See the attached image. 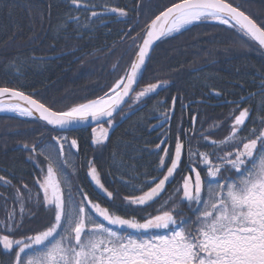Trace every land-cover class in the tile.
I'll return each instance as SVG.
<instances>
[{
  "label": "snow or ice",
  "instance_id": "1",
  "mask_svg": "<svg viewBox=\"0 0 264 264\" xmlns=\"http://www.w3.org/2000/svg\"><path fill=\"white\" fill-rule=\"evenodd\" d=\"M68 4L89 15L85 18L86 23H82L80 15L66 14L56 26L58 33L66 32L70 23L78 26L77 31L93 25L97 19L103 23L105 15L131 19L128 10L108 3L97 5L93 0H68ZM97 7L102 10H94ZM138 10L139 6L132 9ZM212 22L238 31L242 39L246 38V44L264 50V19L258 22L240 5L231 0H178L146 25L142 43L136 45L138 37H131L138 51L130 70L104 95L57 111L21 90L0 86V112L36 117L62 132L94 121L96 127L92 128L91 140L102 147L114 125V113L122 111L126 97L136 105L168 86V81L158 80L139 91L133 87L144 78L146 61L151 59L154 44L191 26ZM131 31L129 28L125 35ZM42 59L45 58L13 59L9 61L8 69L20 77L31 61ZM260 75L264 77V73ZM205 87L210 88L209 95L222 96L207 83ZM256 95L261 97L258 110L264 109V79L258 93L226 101L236 104L237 108L226 117L231 120L230 131L220 140L212 139L211 134L223 125L213 122L204 129L202 123L198 130L195 114L190 117V128L183 127V116L178 119L173 137L171 121L176 111V97H172L171 105L158 113L160 126L169 125L163 133L164 138L155 146L163 153L157 166L161 175L144 179L139 184L133 183L140 180L137 174L130 173V180L120 178L126 188L139 195L119 196L118 190L115 194L109 191L102 182L100 170L93 160H89L87 174L112 203V210L94 202L79 185H73L69 176L75 169L70 174L61 167L58 173L54 167L56 161L62 166L68 164L64 157L65 144L69 151L78 154V139L56 136L44 143L41 133L39 149L37 143H22V149L31 153L28 159L39 164L38 157H42L46 167H39L41 176L34 178L40 192H33L24 183L17 188L8 177L0 176V185L14 189L11 199L15 206L0 219V248L12 257L8 264H264V117L252 120L253 124H260V128H249L248 135H240L250 119L251 109H240L239 105ZM166 103L165 100L157 102L158 105ZM187 107L181 104L182 110ZM105 123L108 127H104ZM181 133L184 139H181ZM169 140L173 141L172 145L162 147ZM201 144L210 146L212 151H200ZM184 158L187 159L188 174L182 177L180 186L156 209L157 214L146 212L145 209L166 192V185L175 179ZM200 168L205 170L203 178ZM142 175L147 177L149 174ZM145 185L151 186L145 191ZM176 193L182 195L177 199ZM0 198L7 206L9 197L0 193ZM185 203L192 216L181 208ZM26 205L36 209L43 206L45 211L52 213L43 230L25 229L26 219L35 216ZM117 208L135 209L143 215L139 218L120 215L115 211ZM22 231L30 234L17 238V233Z\"/></svg>",
  "mask_w": 264,
  "mask_h": 264
},
{
  "label": "trees",
  "instance_id": "2",
  "mask_svg": "<svg viewBox=\"0 0 264 264\" xmlns=\"http://www.w3.org/2000/svg\"><path fill=\"white\" fill-rule=\"evenodd\" d=\"M97 5L108 3L110 6L123 7L129 11L131 19L117 18L115 15H105L103 23L99 19L94 24L77 31V25L68 24L66 32H57L56 26L65 19V15H80L81 22L86 23L89 13L70 8L68 0H0V86L16 88L32 95L33 98L52 107L54 110H65L67 107L81 103L88 99H95L108 92L109 88L130 70L131 62L135 59L138 48L133 46L131 37H138L136 45L142 43L146 25L161 11L178 0H93ZM240 5L243 10L258 20L264 19V0H231ZM138 11H132L137 8ZM101 11L97 7L94 9ZM129 28L132 31L128 33ZM123 37V38H122ZM246 38L238 31L215 23L198 24L181 33L163 38L155 48L139 90L148 83L158 80L168 81V86L158 94L139 103L141 107L135 113L127 115L113 129L104 146L91 145V135L81 129L75 132L62 133L45 125L37 118H23L12 115H0V176H6L15 187L27 184L33 192L41 190L34 183V178L41 176L39 167H46V161L38 157L36 161L28 159L29 151L22 149V143L40 145L41 133L44 143L53 137L66 135L76 138L80 148L78 154L69 151L65 144L64 157L67 165L59 161L54 163L58 173L63 167L72 183H77L88 193L93 201L102 202L110 210L113 205L106 198L94 191L85 177L88 172L89 160L92 158L100 170L102 182L109 191L119 196L139 195L132 192L120 182V178L130 180L131 174L140 175L141 183L150 179V175L143 173H158L159 156L163 153L155 146L164 138L163 133L168 124L160 126L158 113L171 105L172 97H176V111L171 121L172 136L177 130V121L183 116L184 128H190V117L197 116L196 128L208 129L213 122H219L223 127L211 134L214 140L226 136L231 120H226L229 112L237 105H220L211 107L205 104L192 105L181 109V104L187 105L195 100H206L211 103L239 100L241 96H248L260 90V82L264 77V51L253 44H246ZM41 57L42 60L31 61L25 73L17 77L9 69V61L17 58ZM205 83L222 93L217 97L209 95L210 88ZM138 90V91H139ZM165 100L166 104L157 102ZM261 97L256 95L252 99L239 105L251 109L250 119L246 121L245 129L240 133L248 135V129L260 128V124H253L252 120L264 117V109H260ZM238 114V111L235 113ZM189 119V120H188ZM156 125V127H153ZM181 139H184L181 133ZM169 140L162 147H170ZM195 147V141L193 142ZM200 151L212 149L205 144L200 145ZM231 150V149H229ZM53 155H57L55 151ZM185 165L187 159L182 160ZM202 178L205 170L200 168ZM80 172L84 176H80ZM157 176V175H155ZM82 177L84 183H82ZM62 178V177H61ZM151 185H145L146 191ZM21 191H24L21 189ZM0 193L9 197L7 206L0 198V219L6 211L15 206L11 197L14 189L0 185ZM167 193L153 203L145 211L157 214ZM120 201L117 199V204ZM35 212V216L25 221V229L43 230L52 218V213L26 205ZM181 208L188 216V205L181 204ZM120 215H143L135 209L117 208ZM30 234L28 231L17 233V238ZM11 255L0 248V261L8 264Z\"/></svg>",
  "mask_w": 264,
  "mask_h": 264
},
{
  "label": "flooded vegetation",
  "instance_id": "3",
  "mask_svg": "<svg viewBox=\"0 0 264 264\" xmlns=\"http://www.w3.org/2000/svg\"><path fill=\"white\" fill-rule=\"evenodd\" d=\"M140 87V86H139ZM138 90H139V88H138ZM137 90V91H138ZM131 103V100H129L128 101V103L122 108V111H120L119 112V114L114 118V120H116L117 119V117L121 114V113H123V114H125V116H127V115H131V114H133V113H135L136 111H138V109L141 107V105H139V104H136L135 105V107L131 110V111H133L132 113H131V111L129 112V109H128V106H129V104ZM131 113V114H130ZM123 119H121L120 121H118V122H116V124L114 125V127H112V129H110V132H109V135H110V133L113 131V129L115 128V127H117V125H119V123L122 121ZM107 126V124L105 123L104 124V127H106ZM94 127H96V125H94V126H92V127H89V128H85V130L91 135L92 134V128H94ZM91 145L93 146V147H97L96 145H94L92 142H91ZM76 153V152H75ZM83 159H86V160H93L91 157L90 158H88V157H85V158H81V160H83ZM187 165V164H186ZM186 165H185V163L182 161V164H181V169L178 171V173L176 174V176H175V179L174 180H172L171 182H169V184H168V186L166 187V192L159 198V199H161L166 193H167V199H168V197H169V195H172L173 194V190L176 188V187H179L180 186V184L182 183V177L183 176H185V175H187L188 174V169H187V167H186ZM163 171H166V169L165 170H163ZM80 174V176H84V173L83 172H80L79 173ZM149 175H150V177H152V176H155V175H157V176H160L161 175V172H158V173H149ZM85 177L87 178V180L89 181V183L91 184V186H92V188L94 189V191L96 192V193H98L99 194V192L95 189V187L92 185V183H91V178H90V176L88 175V174H86L85 175ZM84 178L82 177V183H84ZM73 185L74 186H76V185H79L78 183L75 185L74 184V182H73ZM80 186V185H79ZM81 187V186H80ZM83 188V187H82ZM84 190V189H83ZM85 191V190H84ZM100 195V194H99ZM176 195V198L178 199L179 198V196L180 195H182V193H176L175 194ZM101 196V195H100ZM158 199V200H159ZM166 199V200H167ZM157 200V201H158ZM94 202H99V201H97V200H95ZM102 206H104V207H107V206H105V204L104 203H102V202H99Z\"/></svg>",
  "mask_w": 264,
  "mask_h": 264
},
{
  "label": "water",
  "instance_id": "4",
  "mask_svg": "<svg viewBox=\"0 0 264 264\" xmlns=\"http://www.w3.org/2000/svg\"><path fill=\"white\" fill-rule=\"evenodd\" d=\"M162 40V39H161ZM160 40V41H161ZM160 41H157L155 44H154V46H153V50L151 51V53H150V56L152 57V54H153V52H154V50H155V48L157 47V45L160 43ZM262 51H264V50H262ZM149 62H150V60L149 61H146V69H147V67H148V64H149ZM145 72L146 71H144V73H143V75L145 74ZM141 81H142V79L138 82V84H135V85H133V87H134V89H135V91H137L138 90V88H139V86H140V84H141ZM162 90H164V88L163 89H160V90H158V92L156 93V94H158L159 92H161ZM259 91H257V92H255V93H258ZM130 95H132V93H130ZM153 95H155V94H153ZM247 97V96H246ZM255 97V96H254ZM125 100L127 101V103H128V101H129V99L126 97L125 98ZM248 101V100H247ZM246 102V101H245ZM244 102V103H245ZM127 103H125V104H123L122 105V108L127 104ZM192 103H190V105H191ZM220 105H226V104H229V105H236V104H230V103H227V102H223V103H219ZM241 104H243V103H241ZM190 105L188 104V107H190ZM121 110H118L117 111V113H114V118L119 114V112H120ZM34 118H36V117H34ZM41 121V120H40ZM43 122V121H42ZM43 123H45V122H43ZM94 125H96V122H94V121H91V120H89V122L87 123V124H84V125H81V126H78V127H76V128H74V129H70V130H68V131H60L59 129H54L53 128V126H50V125H47V126H49L50 128H52V129H54V130H57V131H59V132H62V133H69V132H75V131H78V130H81V129H85V128H89V127H92V126H94ZM91 183H92V185L95 187V189L99 192V194L102 196V197H104L101 193H100V191H99V189L95 186V184H94V182L91 180ZM169 184V183H168ZM168 184L166 185V187L168 186ZM165 193V192H164ZM164 193H162L161 194V196L164 194ZM105 198V197H104Z\"/></svg>",
  "mask_w": 264,
  "mask_h": 264
},
{
  "label": "bare ground",
  "instance_id": "5",
  "mask_svg": "<svg viewBox=\"0 0 264 264\" xmlns=\"http://www.w3.org/2000/svg\"><path fill=\"white\" fill-rule=\"evenodd\" d=\"M212 23H215V22H212ZM215 24H217V23H215ZM191 27H192V26H191ZM198 101H203V102H198ZM191 103H192L191 105H190V103H189L190 107H191L192 105L205 104V105H207V106H210V108H211V107H214V106H220L219 103H223V102L211 103V102L206 101V100H195V101H193V102H191ZM187 105H188V104H187ZM190 107H187V108H190ZM187 108H184V109L187 110ZM0 115H13V116H20V115L17 114V113H11V112H0ZM20 117H23V116H20ZM26 118H33V117H26ZM188 120H189V119H188Z\"/></svg>",
  "mask_w": 264,
  "mask_h": 264
},
{
  "label": "rangeland",
  "instance_id": "6",
  "mask_svg": "<svg viewBox=\"0 0 264 264\" xmlns=\"http://www.w3.org/2000/svg\"><path fill=\"white\" fill-rule=\"evenodd\" d=\"M131 106V107H130ZM135 107V105H132V102L129 104V106H128V109H129V112L133 109ZM133 111H131V113H132ZM124 117H125V114H123V113H121L118 117H117V119L116 120H114V125L116 124V122H118V121H120L121 119H124ZM23 118H26V117H23ZM114 125H113V127H114ZM106 127H108V125L106 126ZM62 136H66V135H62ZM68 137V136H67ZM69 139H72V138H69ZM67 145V144H66Z\"/></svg>",
  "mask_w": 264,
  "mask_h": 264
}]
</instances>
